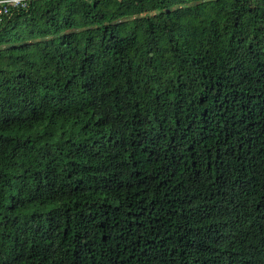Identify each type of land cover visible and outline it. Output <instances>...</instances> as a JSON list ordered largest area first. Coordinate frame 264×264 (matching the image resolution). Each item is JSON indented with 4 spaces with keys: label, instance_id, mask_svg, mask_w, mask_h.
Segmentation results:
<instances>
[{
    "label": "trees",
    "instance_id": "trees-1",
    "mask_svg": "<svg viewBox=\"0 0 264 264\" xmlns=\"http://www.w3.org/2000/svg\"><path fill=\"white\" fill-rule=\"evenodd\" d=\"M0 264H264V0L4 16Z\"/></svg>",
    "mask_w": 264,
    "mask_h": 264
},
{
    "label": "built area",
    "instance_id": "built-area-1",
    "mask_svg": "<svg viewBox=\"0 0 264 264\" xmlns=\"http://www.w3.org/2000/svg\"><path fill=\"white\" fill-rule=\"evenodd\" d=\"M35 0H0V21L15 10L27 8Z\"/></svg>",
    "mask_w": 264,
    "mask_h": 264
}]
</instances>
